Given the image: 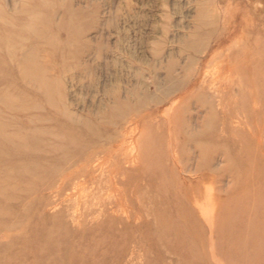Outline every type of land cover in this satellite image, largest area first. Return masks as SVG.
Returning <instances> with one entry per match:
<instances>
[{"label":"rangeland","instance_id":"1","mask_svg":"<svg viewBox=\"0 0 264 264\" xmlns=\"http://www.w3.org/2000/svg\"><path fill=\"white\" fill-rule=\"evenodd\" d=\"M236 3L0 0V264H264V19Z\"/></svg>","mask_w":264,"mask_h":264},{"label":"bare ground","instance_id":"2","mask_svg":"<svg viewBox=\"0 0 264 264\" xmlns=\"http://www.w3.org/2000/svg\"><path fill=\"white\" fill-rule=\"evenodd\" d=\"M262 0H241V3L239 4H237V6H239L238 8H241V6H243L244 8H245V10H248V12H249V19L251 20V22L253 23V25H254V23H256L257 25H260V22L261 21H263V19H264V17L262 16V12H261V2ZM200 8H198V11H197V13H195V14H197V16H198V20H195V24L193 25L194 26V32L191 34V35H193V37L194 38H197V37H201V36H207V35H209V31H210V29H211V25H212V23L209 21L208 22V17L207 16H205V15H207V14H210L212 11L214 12V10H211V9H208V10H204V9H200ZM215 17V16H214ZM213 17V18H214ZM197 22V23H196ZM259 22V23H258ZM256 29V28H255ZM187 36V35H186ZM185 36V37H186ZM182 38H180V40H181ZM176 40H178L179 41V38L178 39H176ZM174 43V42H173ZM179 43V42H178ZM180 43H182V42H180ZM198 46L199 45H195V44H185V45H183V52L184 53H190V52H194V53H197V50H198ZM22 50V49H21ZM257 49L256 48H253V52L254 51H256ZM180 52V51H179ZM178 52V53H179ZM171 53V52H170ZM24 54V53H23ZM173 54H174V52H173ZM212 54V53H211ZM22 55V54H21ZM26 57V56H25ZM170 58L171 57H173V55L171 54L170 56H169ZM209 57H211L210 56V53L209 54H205V56H204V59H203V61H208L209 60ZM15 59V58H14ZM162 59H164L163 57H161L160 55H158V54H155L154 55V61H155V63L157 62H160V60H162ZM27 60V59H26ZM188 60H189V62L190 63H192V61H194L195 59H194V57H192V56H188ZM23 62H25V60L23 61ZM209 62V61H208ZM207 62V63H208ZM27 64H29V62L27 63ZM160 64V66H161V62L159 63ZM24 65V64H23ZM26 65V64H25ZM31 65V64H30ZM186 67V66H185ZM185 67H183V68H177V65H169V66H167L166 68H165V73H177V71H179V73L180 72H182V71H184L185 70ZM227 67V66H226ZM161 68V67H160ZM228 68V67H227ZM25 69V68H24ZM253 69L254 70H256V66H254L253 67ZM31 71V70H30ZM35 71V70H34ZM227 71H228V69H227ZM24 72V71H23ZM23 72H21V73H23ZM32 72V71H31ZM30 72V73H31ZM20 73V76H21V78L23 77V74H21ZM36 73V72H35ZM149 73H158L157 72V70H156V68L155 67H151V69L149 70ZM198 73V72H197ZM38 75V74H37ZM30 76V75H29ZM32 76V75H31ZM208 76V75H207ZM206 77V76H205ZM204 78V77H203ZM207 78V77H206ZM205 78V79H206ZM23 79V78H22ZM25 79H26V77H25ZM30 79V78H29ZM28 80V79H27ZM34 79L32 78V81H33ZM1 82V81H0ZM204 82V81H203ZM201 83V82H200ZM202 84V83H201ZM195 85V84H194ZM194 85H189L188 86V88H187V90H185L184 92H181L180 94H181V97H184V96H188L189 94H191V91L193 90V86ZM33 87V86H32ZM15 89V88H14ZM4 90V89H3ZM2 89L0 90V116L3 118V116L2 115H12V116H20L21 114H20V112H19V108H18V101H19V99H20V97H16V99H10L9 97H6L5 95H7L8 93H9V90L8 89H6L5 88V91H3ZM3 91V93H1ZM225 92V91H224ZM17 92H15V91H13L12 93H11V95L12 94H16ZM21 94V93H20ZM31 94V96L33 97L34 96V93L32 92V93H30ZM219 94V93H218ZM10 96V95H9ZM22 97H24V95L22 96ZM26 97V96H25ZM21 100V99H20ZM23 100V99H22ZM25 102V101H24ZM19 103L21 104V102L19 101ZM21 106V105H20ZM19 106V107H20ZM21 108V107H20ZM22 109V108H21ZM30 111V110H29ZM34 111V110H33ZM21 112H22V110H21ZM228 113V112H227ZM72 117V116H71ZM4 119V118H3ZM2 120V119H1ZM11 123V122H10ZM8 128V127H7ZM13 128H15V127H13ZM17 128V127H16ZM9 129V128H8ZM7 129V130H8ZM16 130V129H15ZM2 132V131H1ZM3 133V132H2ZM37 134V133H36ZM3 135V134H2ZM14 136H17V135H14ZM14 136L12 137L13 139H9L8 137H10V136H8L7 137V139H5L3 142L4 143H14L15 144V142L17 141H19V139H18V137H16V138H14ZM34 136V135H33ZM2 137V136H1ZM2 139V138H1ZM4 139V138H3ZM2 139V140H3ZM16 139V140H15ZM32 139V138H31ZM22 141H24L23 139H22ZM32 141V140H31ZM35 141V140H34ZM16 142V143H17ZM10 145V144H9ZM13 145V144H12ZM18 145H19V142H18ZM22 145V144H21ZM15 146H17V144L15 145ZM25 147V146H24ZM122 147V146H121ZM20 148V147H19ZM16 149V148H15ZM14 149V150H15ZM18 149V148H17ZM20 149H22V148H20ZM26 149V148H25ZM19 150V149H18ZM15 153V152H14ZM15 155V154H14ZM7 158V157H6ZM8 159V158H7ZM177 162V161H176ZM21 172V171H20ZM15 188V187H14ZM16 188H17V186H16ZM2 190V189H1ZM13 190V189H12ZM6 191V190H5ZM14 191V190H13ZM3 194H4V192H3ZM3 194H1V195H3ZM7 194V193H6ZM148 198V197H147Z\"/></svg>","mask_w":264,"mask_h":264}]
</instances>
